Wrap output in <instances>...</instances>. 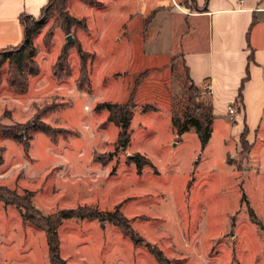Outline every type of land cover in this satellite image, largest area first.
Instances as JSON below:
<instances>
[{
  "label": "rangeland",
  "instance_id": "rangeland-1",
  "mask_svg": "<svg viewBox=\"0 0 264 264\" xmlns=\"http://www.w3.org/2000/svg\"><path fill=\"white\" fill-rule=\"evenodd\" d=\"M60 1L34 37L37 53L29 68L40 67L28 76L29 87L19 92L8 83L24 79L15 63L7 59L0 66V123L27 122L43 113L45 121L62 128L55 138L34 132L28 148L0 134L5 147L0 187L19 195L31 191L38 211L28 210L42 222L25 220L15 202L0 196V264H51L43 215L84 205L118 208L169 258L163 264H264V225L249 215L253 209L264 224V153H258L256 168L243 173L247 154L227 155L233 169L225 161L226 124L213 126L214 136L204 148L195 128L182 140L173 132V116L188 110L208 115L211 106L209 88H195L183 58L174 53L187 26L182 15L170 12L168 24L158 18L156 37L145 28L146 13L173 1L121 0L112 13L111 0ZM66 9L86 18L87 28L65 29ZM127 12L134 18L122 27ZM79 44L95 54L92 62L87 56L88 76L80 70ZM64 45L68 57L55 66ZM14 50H8L12 56ZM103 101L134 103L131 140L124 148L116 147L119 127L107 121L108 110L97 108ZM149 105L155 109L145 110ZM135 152L152 163L139 171L128 160ZM5 192L0 188L5 198L21 202ZM58 234L66 264H159L144 243L135 244L108 220L66 218Z\"/></svg>",
  "mask_w": 264,
  "mask_h": 264
},
{
  "label": "crops",
  "instance_id": "crops-1",
  "mask_svg": "<svg viewBox=\"0 0 264 264\" xmlns=\"http://www.w3.org/2000/svg\"><path fill=\"white\" fill-rule=\"evenodd\" d=\"M172 1L173 5L158 4L146 13L143 22L148 34L151 37L160 35L157 22L162 20L168 24L170 12L182 15L181 23L187 22V26L179 37L180 50L177 48L178 52L174 53H180L194 84L209 88L213 118L211 133L213 126L226 124L227 135L223 136L227 145L224 152L226 163L233 169L234 164L227 161V155L247 154L242 172L256 168L258 153H264V0ZM48 2L0 0V50L22 44L25 27L21 17H39ZM120 2L111 0L114 11L110 13L118 11L115 8ZM124 17L122 27L134 18L133 13L128 12ZM158 18L161 19L156 21ZM204 30L205 36L201 38ZM231 105L235 108L233 119L229 113ZM173 128L175 135L179 136ZM245 128L248 150H244L241 143ZM213 136L214 133L204 146Z\"/></svg>",
  "mask_w": 264,
  "mask_h": 264
},
{
  "label": "trees",
  "instance_id": "trees-1",
  "mask_svg": "<svg viewBox=\"0 0 264 264\" xmlns=\"http://www.w3.org/2000/svg\"><path fill=\"white\" fill-rule=\"evenodd\" d=\"M57 0H49L46 7L43 9L40 17H33L30 15L22 16L21 19L23 21L24 27H25V38L22 44L11 47V49H15L16 51L15 55H11V52L8 51L9 49H1L0 50V66L5 60H10L12 63H15L17 66L18 74L24 79L19 83L16 81V79H8V83L15 87L19 92H23L28 88V76L32 74L39 73V67L32 66L29 68V64L32 62L34 63V57L37 53V49L34 46V37L38 30H40L45 23V20L43 19L45 14L50 11L53 6L55 5ZM62 1V0H61ZM60 1V2H61ZM85 2L89 4H95L100 3L98 0H84ZM66 0H63L62 3H65ZM63 15V23L65 24V29H70L71 25L76 24L79 27L87 28V20L86 18H78L74 15H72L68 9H66L65 13ZM32 23V25L30 24ZM67 45H65L58 56V59L55 63V66L58 62L61 61L62 58L66 60L68 57V51H67ZM78 53L81 60V73H85L87 76L90 75V68L88 67V55L91 54L90 61L92 62L95 58L94 53H89V51L85 50L80 44L77 47ZM26 62V63H25ZM187 72H188V68ZM55 73V72H54ZM189 79L190 75H189ZM138 82V81H137ZM193 83V86L197 89L198 86L191 80ZM240 96V94H239ZM134 103H131L130 101L127 102H113V101H103L100 104H98L97 108H106L109 112L107 121L113 122L119 127L118 136L116 140V147L118 148H124L127 146L131 140V122L133 119L134 111H133ZM199 107V106H198ZM149 109H155L152 105H149L145 107V110ZM43 113H36L34 117L27 121V122H15L13 124L7 125L0 123V134H2L6 138L14 139L20 143H22L25 148L29 147V138L32 137L33 133L36 131L44 132L45 134L55 138V136L61 131L62 128L55 127L51 123L45 121L42 118ZM196 114V115H195ZM212 120L211 118V106L209 109V114L205 115L202 111H194L193 113L188 110L184 112L182 117L180 116H173L172 117V123L174 124V127L176 129L177 134H182L186 131H188L191 128H195L196 132L199 134L201 145L204 147V145L208 142V140L211 137V130H212ZM241 143L244 147V150H248L249 146L246 141V128L244 129L242 135H241ZM4 151L5 147L0 144V164L4 160ZM129 162H135L137 168L139 171L142 170V168L145 165H149L152 163L151 159L142 154L141 152H135L134 154L129 155L128 157ZM1 189L7 191L5 193L13 194L18 197H20L22 200L21 202L15 199H11L9 197L4 196L3 193H0V196L2 199H4L6 202H15L19 208L22 210V215L25 220H32L37 225L42 226V222L38 221V217L28 210L29 208L35 209L38 211V209L34 206L33 202L30 199V196L32 195L31 191L25 192L24 195H19L15 192L13 189H9L6 186H1ZM4 197H3V196ZM250 219L259 224L262 225L263 223L261 220H259L254 212L253 209L249 210ZM46 217L47 219V243L50 247L51 252V264H66L65 259H63L61 255L60 250V239L58 234V227L61 225V222L63 219L75 217L77 219H93L97 218L101 222L104 221H110L113 224L118 225L119 227L123 228V231L129 235L135 244H142L146 245L150 251L154 254L156 259L159 261V264H163L164 262H169V258L165 255H163V251L159 249L156 245L154 246L151 242L145 241L143 236L139 235L137 231H135L131 225L128 222V219L124 216L123 213L119 212L118 208H116L113 211H101L98 210L95 207H90L88 205H84L81 207L76 208H68V209H61L57 214L55 215H43L42 218Z\"/></svg>",
  "mask_w": 264,
  "mask_h": 264
},
{
  "label": "built area",
  "instance_id": "built-area-1",
  "mask_svg": "<svg viewBox=\"0 0 264 264\" xmlns=\"http://www.w3.org/2000/svg\"><path fill=\"white\" fill-rule=\"evenodd\" d=\"M234 111H235V108H234V106L231 105V106L229 107V113L231 114L230 117H231L232 119H233L232 114H233Z\"/></svg>",
  "mask_w": 264,
  "mask_h": 264
},
{
  "label": "water",
  "instance_id": "water-1",
  "mask_svg": "<svg viewBox=\"0 0 264 264\" xmlns=\"http://www.w3.org/2000/svg\"><path fill=\"white\" fill-rule=\"evenodd\" d=\"M67 40H68V42H72V41H73V36H72V34H68V35H67Z\"/></svg>",
  "mask_w": 264,
  "mask_h": 264
}]
</instances>
